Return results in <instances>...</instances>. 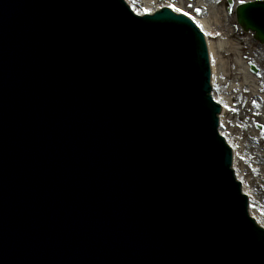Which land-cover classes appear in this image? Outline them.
I'll return each instance as SVG.
<instances>
[{
	"label": "water",
	"instance_id": "1",
	"mask_svg": "<svg viewBox=\"0 0 264 264\" xmlns=\"http://www.w3.org/2000/svg\"><path fill=\"white\" fill-rule=\"evenodd\" d=\"M170 9L0 0V264H264L210 33ZM236 16L264 43V0Z\"/></svg>",
	"mask_w": 264,
	"mask_h": 264
},
{
	"label": "rangeland",
	"instance_id": "2",
	"mask_svg": "<svg viewBox=\"0 0 264 264\" xmlns=\"http://www.w3.org/2000/svg\"><path fill=\"white\" fill-rule=\"evenodd\" d=\"M212 1L217 3L219 19L222 24L220 29L222 32L224 29L227 32V28L228 33H232V36L226 38V47L216 49L214 54L215 66L221 81L220 84H217L218 92L221 91L232 100L231 103H228L229 110L224 115V130L232 137L237 148L245 146L238 156L237 166L248 188H252L254 191L256 203L264 207V139L252 136L251 132L252 130L255 135L259 136L256 124L264 122V100L256 95L260 93L256 91L257 88L253 82H251L252 85L245 82L247 76H244L242 64L239 63V59L245 65L249 61H254L263 68L262 75L256 79L260 81V86L264 89V45L254 39L252 32H245L238 25L235 8L229 12L227 0ZM238 2L240 0H236V3ZM158 3L178 5L181 9L183 8L197 17L209 14L208 8L200 6L196 0H157L155 5ZM136 5L140 11H147L143 4L136 3ZM214 32L217 33L211 35V41L215 44L219 41L221 34L216 30ZM237 82L240 86L239 89L228 92L232 88L230 86ZM260 96L263 95L260 94ZM262 218L264 219V217Z\"/></svg>",
	"mask_w": 264,
	"mask_h": 264
},
{
	"label": "bare ground",
	"instance_id": "3",
	"mask_svg": "<svg viewBox=\"0 0 264 264\" xmlns=\"http://www.w3.org/2000/svg\"><path fill=\"white\" fill-rule=\"evenodd\" d=\"M133 1L135 2V4L136 3L143 4L147 11H149L151 9H152L151 11H153V10H156V9H158L160 7H164V6L178 8V9L184 11L186 14H188L194 20H196L197 22H199L200 24L205 26L208 29L210 35H213L214 33H217V32H214L215 30L218 31V33L221 34L220 38H219V41L217 43H215V44L212 43V45H213V53L214 54L216 52V49H220V48L223 49L224 47H226V41H227L226 38H229V36H232V33H228V29L227 28H226L227 32L225 31V29H224V32H222V30L220 29V26H222V24L220 23V19H219L220 18L219 17L220 15L218 14L219 10L217 8V3H215L212 0H196L198 3H200V6L208 8V13L209 14L204 16V17H197V16H194L193 14L187 13L183 8L181 9L180 6L178 7V5H175V4L171 5V4H166V3H158V4L155 5L157 0H133ZM170 1H174V0H170ZM223 26H224V24H223ZM227 44H228V42H227ZM239 63L242 64V67H243L242 72L249 76V77L247 76L245 82L250 84V85H252L250 81H254V86H255L256 83H257L256 78H253V79L250 80L251 73L248 70L247 66L244 63H242V61L240 59H239ZM215 77H216L217 84L218 83L220 84L221 83L220 76H219V73H218V70H217L216 66H215ZM230 87H232V88L228 92H231V91H234L236 89H239L240 86H239V84L237 82L236 84H232ZM218 93L220 94L221 91L218 92ZM219 98H221L224 102H226L227 106H229L228 103H231V101H232L224 93L223 94L221 93V95H219ZM254 134L252 136L258 137V136L254 135ZM235 147H236V152H238V155H240L241 154V149L243 150L245 146L241 147V149H240V147H238V148H237V146H235ZM236 161H237V157H236ZM246 189H247V191H250V189L248 187H246Z\"/></svg>",
	"mask_w": 264,
	"mask_h": 264
},
{
	"label": "snow or ice",
	"instance_id": "4",
	"mask_svg": "<svg viewBox=\"0 0 264 264\" xmlns=\"http://www.w3.org/2000/svg\"><path fill=\"white\" fill-rule=\"evenodd\" d=\"M177 10H179V9H177Z\"/></svg>",
	"mask_w": 264,
	"mask_h": 264
}]
</instances>
